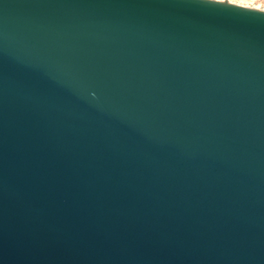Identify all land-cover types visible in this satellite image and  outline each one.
Instances as JSON below:
<instances>
[{
	"label": "water",
	"instance_id": "95a60500",
	"mask_svg": "<svg viewBox=\"0 0 264 264\" xmlns=\"http://www.w3.org/2000/svg\"><path fill=\"white\" fill-rule=\"evenodd\" d=\"M0 264H264V10L0 0Z\"/></svg>",
	"mask_w": 264,
	"mask_h": 264
},
{
	"label": "rangeland",
	"instance_id": "374dc122",
	"mask_svg": "<svg viewBox=\"0 0 264 264\" xmlns=\"http://www.w3.org/2000/svg\"><path fill=\"white\" fill-rule=\"evenodd\" d=\"M264 10V0H222Z\"/></svg>",
	"mask_w": 264,
	"mask_h": 264
}]
</instances>
